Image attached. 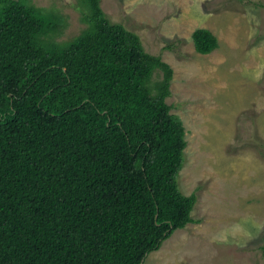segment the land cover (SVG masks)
<instances>
[{
  "label": "trees",
  "instance_id": "1",
  "mask_svg": "<svg viewBox=\"0 0 264 264\" xmlns=\"http://www.w3.org/2000/svg\"><path fill=\"white\" fill-rule=\"evenodd\" d=\"M82 1L87 27L61 44L54 16L0 0V264H143L194 222L172 67ZM192 40L218 47L207 28Z\"/></svg>",
  "mask_w": 264,
  "mask_h": 264
},
{
  "label": "rangeland",
  "instance_id": "2",
  "mask_svg": "<svg viewBox=\"0 0 264 264\" xmlns=\"http://www.w3.org/2000/svg\"><path fill=\"white\" fill-rule=\"evenodd\" d=\"M54 16L46 38L64 44L87 23L82 0H24ZM264 0H100L112 23L173 69L166 102L185 128L182 193L197 194L194 222L175 230L143 264H263ZM209 29L218 47L196 52ZM156 71L152 82L160 79Z\"/></svg>",
  "mask_w": 264,
  "mask_h": 264
}]
</instances>
